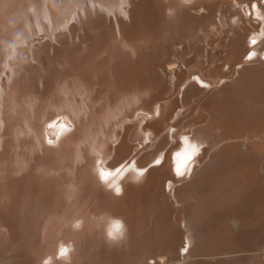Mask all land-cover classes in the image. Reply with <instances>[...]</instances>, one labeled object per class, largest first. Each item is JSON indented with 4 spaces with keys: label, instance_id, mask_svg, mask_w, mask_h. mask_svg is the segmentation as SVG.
I'll return each instance as SVG.
<instances>
[{
    "label": "bare ground",
    "instance_id": "6f19581e",
    "mask_svg": "<svg viewBox=\"0 0 264 264\" xmlns=\"http://www.w3.org/2000/svg\"><path fill=\"white\" fill-rule=\"evenodd\" d=\"M245 3L0 0L6 264L73 220L44 264H264V2L224 70L198 39L157 43Z\"/></svg>",
    "mask_w": 264,
    "mask_h": 264
},
{
    "label": "rangeland",
    "instance_id": "374dc122",
    "mask_svg": "<svg viewBox=\"0 0 264 264\" xmlns=\"http://www.w3.org/2000/svg\"><path fill=\"white\" fill-rule=\"evenodd\" d=\"M261 2H264V0H246V3L244 4L241 10L239 9L237 11L235 10L227 11L226 10L222 13L221 11H219V13L222 14L221 17L215 20V22H213L212 20L211 21L212 23L206 26V28L201 30L199 33H193L192 35H189V36L174 35V36H170V38H165V39L158 37L157 43L161 39L167 42L165 43V45L163 42H161L159 48H165V49L171 50L172 47L177 48L181 45L193 44L195 39H198L200 48L204 50L210 49L211 52H214L212 56H209L208 58L202 60L201 63L198 64V68L207 74L214 73V71H218V70L220 71L224 70L225 67H222L224 59L231 55L230 49H229V42L232 38V33L236 25L235 21L237 20V21L242 22L244 27L246 25L250 26L251 23L256 20V9H257V6L261 4ZM144 16H147L148 18L151 19V16L148 13H146ZM109 22H110L109 20L104 21L105 24L102 25L104 26L102 28H106V25H108ZM160 25L163 26V24H160V23L155 24L156 27H159ZM166 30L168 31V28H166ZM67 31L68 30H66V33L68 34L69 31L68 32ZM76 31L78 35L79 30H76ZM155 46H156V42H154V40H151V42H149V46H146V47L147 49H151L152 47H155ZM215 80L221 81L222 79L215 78ZM28 167H29L28 161L26 160L23 161L18 167L17 174L25 173L28 170ZM4 180H5V177H0V182H3ZM75 224H76L75 220L69 223L63 224L61 231L56 232L55 235L53 236V239H51L49 242H48L49 236L47 234L42 236V238H39L38 244L42 248L43 254L41 258L35 260L32 264H44V261L47 259L46 256L48 254L53 255L62 246H64L67 243V236H68L67 233L72 229V227H74ZM9 253L10 252H7V254L5 253L6 254L5 257L3 256L0 257L1 258L0 264H6L8 262L7 261L8 258L10 257L15 259L14 258L15 255H13L14 256L13 257L11 256V253L10 254ZM7 255L8 257L6 258ZM3 258H6L5 259L6 262L4 261ZM2 260L4 261V263H2L3 262Z\"/></svg>",
    "mask_w": 264,
    "mask_h": 264
},
{
    "label": "snow or ice",
    "instance_id": "6c2138e0",
    "mask_svg": "<svg viewBox=\"0 0 264 264\" xmlns=\"http://www.w3.org/2000/svg\"><path fill=\"white\" fill-rule=\"evenodd\" d=\"M119 190L117 189V192H118Z\"/></svg>",
    "mask_w": 264,
    "mask_h": 264
}]
</instances>
